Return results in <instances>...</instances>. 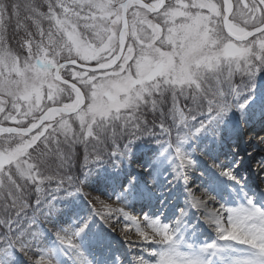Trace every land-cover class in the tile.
I'll return each mask as SVG.
<instances>
[{
    "label": "rangeland",
    "instance_id": "374dc122",
    "mask_svg": "<svg viewBox=\"0 0 264 264\" xmlns=\"http://www.w3.org/2000/svg\"><path fill=\"white\" fill-rule=\"evenodd\" d=\"M12 1L21 3L22 13L31 8L27 7L31 2L28 0H0V117H5L2 121L19 108L25 111L29 105L37 104L38 99L44 107L72 106L77 96L53 78L55 67L71 58H78L80 63L109 65L119 50L122 4L126 0H70L69 7L60 12L63 19L59 26L50 17L51 28L46 34L41 28L36 36L19 41L10 33L21 27H17L18 11L10 5ZM173 10L169 5L160 16L169 18L171 27H177L182 33L183 28H189L190 33L194 29L191 35H184L182 43L179 38L169 42L170 47L164 50L169 57L166 71L154 84L129 87L127 94L120 95L112 89L118 83L116 74L84 73L70 68L63 71L75 72L85 84L86 104L73 115L52 111L54 115L49 116L48 122L57 131V136L50 139L54 148L51 146L38 158L22 154V159L13 160L12 168L0 169V264H59L66 253L76 258L81 255L78 251L88 237L93 235L94 241L98 233L112 238L120 248L136 246L140 250L146 248L148 253H153L158 243V253L147 264H202L204 251L201 254L189 251L187 256L188 251L183 253L179 247L193 245L187 242L186 233L199 223L201 234L212 236L209 242L214 256L228 255L234 245L240 247V255L222 259V264L264 263V212L257 214L249 208L248 198L227 204L208 191L200 208L190 205L196 211H212L221 217L228 232L203 224L199 214L198 220L192 221L185 212L173 220L174 224H165L167 231L163 238H149L144 230L138 229L139 220L135 219L132 206L145 195L143 192L152 196L159 194L153 180L159 175L156 172L162 171L158 167L142 171L137 163L140 158L152 159L165 167L175 161L182 171L180 185L186 197L191 198H197L198 191L191 194L189 185L195 184L193 179L203 178V166L206 169L212 166L218 172L226 163V178L231 182H225V186L237 185L242 191L245 186L252 188L253 181L264 177V158L255 156L247 165L252 154L241 151L238 144L243 143L241 132L234 133L232 141L228 136L225 138L223 142L228 140L226 153L211 156L215 147L204 154L197 150L196 156L202 160L200 166H196L194 159L189 163L184 159L188 158L194 143L207 144L223 133L230 135L235 127H230L228 121L237 119L240 124L244 117L253 120L259 114L255 108L259 104L264 107V32L240 44L244 49L242 55L227 58L223 54L221 31L220 44L215 43L212 37L217 31L201 29L196 20L186 27L183 21L174 18ZM41 14H32L33 19H42ZM147 15L138 6L130 8L131 39L137 35L141 20L149 22ZM25 26L33 25L26 23ZM35 27L38 28L36 23ZM201 34L203 39L198 40L197 35ZM160 44L165 46V42ZM258 89L261 91L257 93ZM105 92L117 100L109 101ZM32 109H27L29 114ZM252 130L257 135L264 134L261 124ZM259 142L264 144V138ZM0 147L7 148L1 136ZM187 165L193 167L184 176ZM167 169L164 176L170 170ZM113 173L116 176L109 179ZM96 182L105 185L107 191L97 190ZM109 185L114 189H109ZM263 186L260 185L262 189ZM73 209L78 210L73 212ZM67 213L72 219L66 218ZM59 219L62 221L57 223ZM115 222L131 230L114 232L110 224ZM239 224L244 228L241 237L235 230ZM123 261L117 258L115 262L125 264Z\"/></svg>",
    "mask_w": 264,
    "mask_h": 264
},
{
    "label": "bare ground",
    "instance_id": "6f19581e",
    "mask_svg": "<svg viewBox=\"0 0 264 264\" xmlns=\"http://www.w3.org/2000/svg\"><path fill=\"white\" fill-rule=\"evenodd\" d=\"M158 5H159L158 3H155L154 5H152V8H157ZM227 9H228V5H227ZM228 30L230 31V33L238 37L239 36L245 37L246 35H248L247 34L248 31L236 28L232 25H228ZM256 91L258 93L261 90L258 89ZM81 101H82L81 96L78 95L75 103L73 104V107H75L76 105H79ZM263 104H264V101H263ZM255 109L257 110L259 109V114L253 120L250 118L248 119L247 117H244L241 120L242 122L240 124L237 123L238 121L237 119H231L230 121L227 122L228 125H230V127L232 125L235 127L234 131L230 135L223 133L217 138H214V140H211V142L208 141L207 144H203L202 142L194 143L193 148L191 147L189 150V153L187 154L188 158H186V156L184 157V159H186L185 162L189 163L191 160L194 159L197 162L196 166L197 165L200 166V163L202 162V160L200 161V157L198 158V156H196L197 150L203 151V154H204L210 150H213L215 147V151L212 152L211 156L219 154V153H226L228 151L227 150L228 146L226 147L228 140H226L227 142H223V141H225V138L227 136H228V139L232 141V135H234V133L236 132L237 133L241 132L243 136V143L238 142V144L241 145V151H243L244 154L246 153L252 154L248 158L249 160L246 159L248 160L246 162L247 165L251 163L250 160L255 156L258 157L259 159L264 158V152L262 151L264 144L259 142L260 139L264 138V134H259L260 135L259 137V135H257V132L255 133L252 130L253 128L255 129L258 124H261L262 126H264V107H262L259 104L258 107ZM52 111L48 113V116L54 115L53 114L54 112ZM243 122H247V123L243 125L242 124ZM247 124L249 126H247ZM133 160H135V158ZM137 163L139 164V168L142 171L147 170V169L150 170L155 167H158V169L162 170L161 172H156V174H159V175L158 177H155V179L153 180V183L155 184V188L157 189L159 194H157V196L155 195L152 196V195L146 194V192H143V195L144 194L145 195L141 198L139 202L134 203V205L132 206L134 209V213H136L134 217L135 219L139 220V222L137 223L138 229L144 230L145 231L144 235L149 238L158 239L159 233L161 234L163 233L162 225L160 223V221L162 222V220L159 219L160 217H162V215L164 219L167 220L166 223H168L178 218L179 215L183 214L184 212L187 214V217H189L191 220L193 219L192 221L196 222V220H198L196 215L199 214L202 217L203 224L211 225L215 227L217 230L224 229V230H227L228 232V228L224 226L225 225L223 224L224 220H221V217L216 216L212 211L202 213L200 209L197 211L194 209V207L198 209V207L202 205L201 200L206 196V193L208 191L215 193V195H217V199H219L222 202H226L227 204H230L232 200L239 202V201H242L248 198L249 200L247 201L246 205L249 208L254 209L257 214L258 213L261 214L264 211V189L261 188L263 186L264 181L261 180L259 182V179L257 182L253 181L254 183H252V185L254 187V191L251 190V192L250 191L242 192L240 188H238V186L236 185H232V189L228 191L224 183L225 182L228 183V181L229 182L231 181L228 178H226V173H227L225 169L226 163H223V165L218 170V172L212 166L211 167L209 166V168L207 167V169L205 168V166L201 167V169H203V178L193 179V182H195V184L193 186L192 184L189 185L190 189H192V190L189 189L191 194L194 191H198L197 198H191L190 196L186 197V194L184 193L183 188L180 185V175L182 171L180 172V170H178V164L175 161H171L170 164H168L166 167L159 165V163H155L154 160L148 159V158H140L139 160H137ZM167 167L170 170L167 171L166 175L164 176L163 174H165ZM192 167L193 166L191 165L189 166L187 165V168L183 170V173H185L184 176H187V174L191 172L190 170ZM125 171L129 175L132 174L131 172H129V169H125ZM150 172L151 171H149L148 174L146 175H149ZM115 176H116V173H113L111 176H108V178L113 179V177ZM251 176L253 177L254 173L251 174ZM133 177L138 179L136 175H134ZM131 183H133L132 185L134 186L135 183L134 182H131ZM132 185L131 186L129 185L131 189L134 188ZM95 187L98 188L97 190L100 189V190L107 191L106 186L103 184H98L96 182ZM108 188L111 189V186L109 185ZM113 189L114 188H112L111 190ZM249 201H254L255 205L251 204ZM190 205L194 206L193 209L190 208ZM76 210L78 209H73V212H76ZM72 217H73L72 215L67 213L66 218L72 219ZM124 219L126 218L124 217ZM158 219L160 221H158ZM226 219H227V216H226ZM229 220L234 221L233 217ZM60 221L62 220L60 219L57 220V223H59ZM163 223L165 222L163 221ZM201 226L202 224L199 223L197 226H195L193 230H191L188 233L187 238L190 239V241H200L202 239L201 232L199 229ZM223 226L225 228H223ZM110 228L114 232L116 231L119 232L120 230L121 231L123 230L127 233L131 230V227L123 226L121 223H118V222L111 223ZM235 230L239 236L237 234L235 235H237L238 237H241L243 230H244L242 225L239 224L238 226H236ZM98 234H96L97 238L94 241L92 237L93 235L88 237L89 238L88 240H90V242L86 240L83 245V248L80 251H78L81 255L78 256L77 254L78 257L76 258L75 255L73 256L72 253H66L63 255V258L61 259V262L59 264H65L66 262H69V261H72V263H75V264H115L114 261H116L117 258H122L125 264H147V262L150 259H152L156 253H158L157 246H160L158 243H155L157 246L155 245L153 247L154 248L153 250H155L153 251V253L152 252L148 253L145 250L146 248H144L143 250H140L136 246L133 247L134 249L120 248L117 245H114V241L112 240V238H108V236L104 237L103 234L102 235L100 234L98 235ZM204 235L208 237V233L207 234L204 233ZM109 236H112V235L109 234ZM210 237L211 236L209 235V238ZM201 247L205 251V253L208 255L205 261L210 263V261L212 260L213 264H221L220 262L221 259L228 258V257H236V255H240V251H241L240 247L234 246V248L228 252V255L220 254L218 256H213L212 254H209V252L212 249V244L210 242H204L203 244H201ZM135 250H138L139 252ZM263 252L262 254H264ZM145 257H147L148 259H145Z\"/></svg>",
    "mask_w": 264,
    "mask_h": 264
},
{
    "label": "flooded vegetation",
    "instance_id": "af4514ba",
    "mask_svg": "<svg viewBox=\"0 0 264 264\" xmlns=\"http://www.w3.org/2000/svg\"><path fill=\"white\" fill-rule=\"evenodd\" d=\"M143 1L150 6V9L153 12H149L142 5L135 6H138L148 13L147 17L149 22L146 23L145 21L141 20V27H139L136 31L137 35H135V37L131 39L129 36L130 20L128 17V27L125 33V49L120 62L113 69L100 72L108 73L110 75L116 74L118 76V83L114 84L112 86V89L120 95L127 94L128 91H130L129 87L137 88L154 84L166 71V60H168L169 57L165 56L166 54L164 53V50L168 46L170 47L169 42L175 39L178 41L177 38H179V43H182L184 35H188L190 33L189 28H183L184 33H182V30H178L177 27L172 28L173 26L171 27V25L173 24L170 22L169 18H162V16H160V14L163 13V11H165L169 5H171V7H173L174 9V18L177 19V21H183L186 24V27L188 25L192 26V23H194V20H196L195 22L199 24L198 26H200L201 29H204L206 31H217L216 35H213L212 37L215 43L220 44L222 36L219 32L221 31V33H223L224 35V38L222 40L224 55L225 48L228 45H233L234 48L240 49L239 55L235 57L242 55L244 53V49L240 46V44L249 42L254 38H250L243 42H237L231 37L236 35L230 33V31L228 30V25H232L236 28L243 29L248 32L259 28L261 29V31L257 35L264 32V0H165L163 6V0ZM155 3H158L159 5L157 6V8H152V5H154ZM158 16L160 17L157 18ZM167 27H169L170 29L167 30ZM167 35H170V37H168ZM193 37L195 38L196 36ZM202 37L203 34L197 35L198 40H200ZM239 38L243 37L239 36ZM161 42H165V46L160 47ZM120 47L121 43L119 40V49ZM158 47H160L161 49L157 50ZM156 53H158L159 58L156 56ZM225 57L235 58L228 57L226 55ZM72 59H76L80 63V60L78 58H71L69 60ZM62 62H60L55 67V70ZM93 63L94 62L80 64L94 65ZM159 65L161 67L159 75L153 81H146V77L151 74L152 71L156 70ZM67 68H70L71 70H81L84 73L91 72L82 70L75 65H68L64 66L61 69L60 73L65 80L78 85L82 89L86 98L85 84L78 79L75 72L63 73V71L67 70ZM55 70L53 72L54 79ZM59 83L63 86V88H69L70 90L74 91L76 96L78 97L77 92L70 86L65 85L61 82ZM106 93L109 94V97L111 99L105 96ZM104 96L111 102L117 100L116 97L111 95L109 92H105ZM67 100H70V97H68ZM57 105L58 104H50L44 107L42 104H40V101L38 99L37 104H32L27 107V109L31 107L33 108L30 114L28 113L29 110L25 109L24 111L22 110V108L21 110L19 108L15 112H12L10 115H7L6 121H2V119H4L5 117H0V125L14 128L17 131L29 129L34 125H37V123L40 121V118L46 113L49 108ZM39 106L42 109L40 111ZM34 119L36 120L34 121ZM48 120L49 116L47 114L46 121L35 131L27 135L13 132H3L2 130H0V136L5 138L7 146L5 150L0 147V162H5L3 166H0V169L12 168L11 166L13 160L15 161L22 159L20 156L22 154H30V158H38L45 153V150H50L49 148H51V146H53V148L55 147V145L50 143V139L57 136V131L56 129H54L55 125L49 124ZM45 145H48V148ZM1 156H4L5 159H1Z\"/></svg>",
    "mask_w": 264,
    "mask_h": 264
},
{
    "label": "water",
    "instance_id": "95a60500",
    "mask_svg": "<svg viewBox=\"0 0 264 264\" xmlns=\"http://www.w3.org/2000/svg\"><path fill=\"white\" fill-rule=\"evenodd\" d=\"M131 2L139 3L145 9H147L149 12H153L150 9V6L146 2H144L143 0H126V1L123 2V4H122V9H123V22H122L121 30L119 32V40H120V43H121V47H120V49H119L116 57L114 58V60L109 65H107V66H101V65L93 66V65H86V64L85 65H82L76 59H72V60H69V61L62 62L56 68L55 73H54L55 79L57 81L65 84V85H68L71 88H73V89L76 90V92L81 96V100H82L79 105H76L75 107H69V106H66V105L53 106V107L49 108L46 111V113L40 118V121H39V123H37V125H34L33 127L29 128V129L17 131L14 128L5 127V126H1L0 125V130H2L3 132H13V133H19V134L27 135V134L35 131L37 128H39L46 121L47 114H48L49 111L54 110V111H58V112L64 113L66 115H73V114H76L77 112H79V110L85 105V102H86L85 95H84L82 89L78 85H76L75 83L70 82L68 80H65L60 75V69L63 68L64 66L75 65V66H77L78 68H80L82 70H86V71H89V72L96 73V72L108 71V70H111L114 67H116L117 64L120 62V60L122 58V55L124 53V49H125L124 32L127 30V27H128V11H129L130 3ZM164 2H165V0L162 1V6H163ZM260 31H261V29L256 28V29L252 30L251 33L249 32L246 37H243V38H239V37H236V36H231V37L235 41H237V42H243L245 40H248L250 38H253ZM239 53H240V49L234 48L233 45H228L225 48V55L228 56V57H235V56L239 55ZM160 70H161V67L159 65L156 70L152 71L151 74H149L146 77V81H153L159 75ZM105 96L107 98H110L108 93H106ZM1 159H5L4 156H1ZM4 164H5V162H0V166H3Z\"/></svg>",
    "mask_w": 264,
    "mask_h": 264
},
{
    "label": "trees",
    "instance_id": "16d2710c",
    "mask_svg": "<svg viewBox=\"0 0 264 264\" xmlns=\"http://www.w3.org/2000/svg\"><path fill=\"white\" fill-rule=\"evenodd\" d=\"M28 1H31V2L27 4V7L30 6L31 8H29L30 11H28L27 13L24 11L23 13L21 12V9H22L21 3L12 1V3L10 4L11 6H13L15 10L18 11L16 15V19L18 21L17 27L18 26H21V27H18L17 29L14 28L13 30L10 31L11 36L14 37L18 41L20 38H24V37L30 38V37H33L34 35L36 36L37 33L39 34V32L42 30L46 34L48 30L51 28L50 23H49V19L51 18L59 26V23H60L59 21H61L60 19L61 18L63 19L62 17L63 14H61L62 10H64L66 7H69L70 0H28ZM34 2H36V6L33 5ZM35 10H38V11H35ZM37 13H42L41 14L42 19L40 18L35 21L33 19L34 17L32 16V14H37ZM57 18H59V20H57ZM26 23H28L29 25L31 24L33 26L26 27L25 26ZM35 23H36V26L38 25V28L35 27ZM43 23L46 26L43 27ZM3 204L1 205V207L3 206Z\"/></svg>",
    "mask_w": 264,
    "mask_h": 264
}]
</instances>
